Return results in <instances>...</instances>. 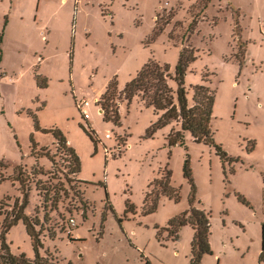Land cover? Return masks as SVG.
I'll use <instances>...</instances> for the list:
<instances>
[{
    "label": "rangeland",
    "instance_id": "obj_1",
    "mask_svg": "<svg viewBox=\"0 0 264 264\" xmlns=\"http://www.w3.org/2000/svg\"><path fill=\"white\" fill-rule=\"evenodd\" d=\"M183 52L188 104L195 85L215 91L210 141L139 96L118 98L119 120L106 119L95 99L111 80L122 93L152 58L175 73ZM52 129L79 155L89 209L72 216L75 240L59 228L42 256L191 264L198 210L213 249L200 264H264V0H0V250L30 259L33 239L13 217L25 195L23 214L38 216Z\"/></svg>",
    "mask_w": 264,
    "mask_h": 264
},
{
    "label": "trees",
    "instance_id": "obj_2",
    "mask_svg": "<svg viewBox=\"0 0 264 264\" xmlns=\"http://www.w3.org/2000/svg\"><path fill=\"white\" fill-rule=\"evenodd\" d=\"M191 60L183 52L182 59L175 73H172L167 64L159 62L156 58L148 59L138 74L126 85L125 90L118 94L115 79L111 80L106 91L103 93L97 104L102 107V112L106 119L119 120L118 98H129L139 96L142 100L155 105L157 110L165 109L161 122H168L177 119L181 122L183 131L190 132L197 141H210L212 138L211 115L213 112L215 91L207 85H195L193 100L188 104L186 91L184 89V77L188 71V64ZM170 80H175L179 89L176 91L170 84ZM177 97V99H176ZM78 103V101H77ZM56 138V152L52 155L47 148L42 147V153L51 157L52 169L47 174V181H38L37 188L40 191L42 204L38 208V216H25L23 214L27 206V195L24 196L22 204L16 205L17 213L13 219L17 222L23 218L28 234L34 242L36 252L35 258L30 259L26 255L12 254L7 245L4 244L0 250V264H58L59 257L45 254L42 256L40 248H43V238L47 235L54 237L57 229L68 234L71 240L72 231L77 226L71 223L70 218L74 217L75 210L89 209L88 201L83 197L80 190L81 181L78 179L80 173V158L61 130H50ZM92 134V133H91ZM94 133L91 137L94 139ZM181 133L175 134L179 139ZM23 167L18 169L17 178L22 181V187L27 193L30 182L24 178ZM51 183V184H49ZM66 211L70 213L66 215ZM39 212H43V215ZM55 212V213H54ZM209 215L204 211L196 210L191 219L195 233L192 242L191 264H200L205 254L212 253V246L209 241L211 224ZM264 251L261 253V258ZM146 264H151L147 262Z\"/></svg>",
    "mask_w": 264,
    "mask_h": 264
},
{
    "label": "built area",
    "instance_id": "obj_3",
    "mask_svg": "<svg viewBox=\"0 0 264 264\" xmlns=\"http://www.w3.org/2000/svg\"><path fill=\"white\" fill-rule=\"evenodd\" d=\"M76 2L78 3L79 0H76ZM95 101L98 102V99H95ZM91 105H92V103H91L89 100H87V99L84 100V101H78V106H79V108H80V112H81V114L83 115V117H84L86 120H88V121H89V119H90L89 109H90ZM106 136H107V137H110V134L107 133ZM70 220H71V223H72L73 225L76 224V219H75V218H70Z\"/></svg>",
    "mask_w": 264,
    "mask_h": 264
},
{
    "label": "water",
    "instance_id": "obj_4",
    "mask_svg": "<svg viewBox=\"0 0 264 264\" xmlns=\"http://www.w3.org/2000/svg\"><path fill=\"white\" fill-rule=\"evenodd\" d=\"M101 112H102V110H101Z\"/></svg>",
    "mask_w": 264,
    "mask_h": 264
}]
</instances>
